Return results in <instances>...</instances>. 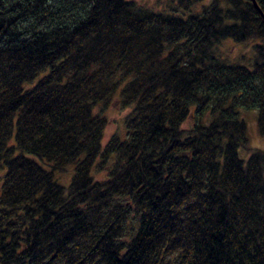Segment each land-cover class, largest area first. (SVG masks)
<instances>
[{
    "label": "trees",
    "instance_id": "obj_1",
    "mask_svg": "<svg viewBox=\"0 0 264 264\" xmlns=\"http://www.w3.org/2000/svg\"><path fill=\"white\" fill-rule=\"evenodd\" d=\"M175 2L0 0V264H264V16Z\"/></svg>",
    "mask_w": 264,
    "mask_h": 264
},
{
    "label": "rangeland",
    "instance_id": "obj_2",
    "mask_svg": "<svg viewBox=\"0 0 264 264\" xmlns=\"http://www.w3.org/2000/svg\"><path fill=\"white\" fill-rule=\"evenodd\" d=\"M137 2H140V4H143L147 7L153 8L158 11H165L169 10L170 6L172 4H175L176 0H136ZM207 2V1H206ZM253 44L248 45H236L233 42H227L224 44V47H222V52L226 59H228L232 63H238L246 65L249 67H253L252 63L249 65L248 63H251L253 60ZM243 56H246L247 59H242ZM27 88L30 87L29 84L26 86ZM130 112V109H124L121 106V103L118 99H116L109 110L106 113V117L109 118V125L107 126L106 136L104 139V145H107L109 140L112 138V136L118 134L122 138H127L128 136V130L125 126V120L127 118L126 115H128ZM242 116L241 118L246 121L248 125V134H249V140L250 144L254 148H258L259 150H264V136L260 133L259 127H258V111L252 110V111H241ZM194 119L193 116L188 119V121L185 123L184 128L190 129L194 125ZM241 156L243 159L248 158V154L240 150ZM45 168L51 169L48 165H45ZM7 172V166L0 167V191L3 186L4 182V176ZM75 175V168L73 165L67 167L65 169L64 173H57L56 174V181H58L61 185L65 187H69L71 185L72 179ZM97 179L99 181H104L107 178V174L105 173H96L95 174Z\"/></svg>",
    "mask_w": 264,
    "mask_h": 264
},
{
    "label": "water",
    "instance_id": "obj_3",
    "mask_svg": "<svg viewBox=\"0 0 264 264\" xmlns=\"http://www.w3.org/2000/svg\"><path fill=\"white\" fill-rule=\"evenodd\" d=\"M253 3L255 4L256 8L260 11V13L262 14V16H264V13L263 11L261 10L260 6L258 5L257 1L256 0H252Z\"/></svg>",
    "mask_w": 264,
    "mask_h": 264
}]
</instances>
